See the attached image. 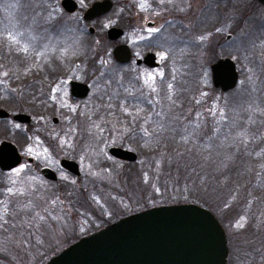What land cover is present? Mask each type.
I'll list each match as a JSON object with an SVG mask.
<instances>
[{"label": "rangeland", "instance_id": "374dc122", "mask_svg": "<svg viewBox=\"0 0 264 264\" xmlns=\"http://www.w3.org/2000/svg\"><path fill=\"white\" fill-rule=\"evenodd\" d=\"M91 1L93 0H77L79 11L75 15H67L65 11V13L62 11L60 0H56L55 9H53L54 18L46 19L48 23L51 22V19L60 20V31L65 34L66 32L70 33L69 31L72 29L81 31L84 34L87 33L86 38L84 39L83 37L84 40L79 41L82 43L80 48L82 53L76 60L80 69L74 72L73 75H68L67 79L66 77L62 79V81L66 79L65 83L70 79H77L89 84L91 88L89 95L86 99L78 102V106H76L78 109L81 108L82 119L86 116V113L90 112V110L88 112L85 111L91 109L92 104L99 98L101 90H108V86L103 84V77H107L109 82L116 84V87L119 84H124L125 86L127 83L125 75L123 76V68L118 67L112 59L115 45L123 43L125 36L120 37L116 41H111L106 37V32L111 27L124 29L123 1L115 0L116 4L113 10L99 22L86 24L82 20L81 14ZM205 4V0H193L195 8L193 12L194 24L196 23L195 26L199 25L200 30L203 28L201 26V14H203ZM259 4V2H254L253 0L239 1L241 12L239 9L238 14L242 21V27H237L234 31L232 29L233 25H228L224 30H220L214 41H212L210 55L207 54V49L204 46V39H201L203 37L202 31H199V34L197 32L198 28L195 27L193 38L191 34H187L190 35L189 39L192 38V40L202 46L197 53L193 54L192 59L188 60H193L195 67L193 77H196V80L200 82V84L196 82L198 87H206L213 101V103L205 104L201 109H198L201 112L203 111L200 116L193 115V111H195L197 106L194 104L189 105V118H199L202 120L201 122L208 121L209 123L217 121L218 117L220 118L223 114V103L221 102H224L226 97L233 95L224 96L231 90L222 92L211 85L208 63H213L217 57L230 58L236 65L238 64L239 80L236 87L239 84L240 87H238L237 91L245 88L244 81L246 80L242 81L240 79L241 71L243 73L241 78L250 79L253 75H257V78H264V8H261ZM1 5L2 29L6 32H10L12 29L16 33L26 32L24 38L30 37V39H34L36 46L41 47L40 41L44 40L45 35L35 33L33 28L34 19H30L27 11H24L19 5L13 6L10 0H2ZM231 15L239 18L236 14ZM163 17L162 15H156L153 19L155 18V21L160 23ZM89 28H93L92 33ZM227 33H232L233 36L224 43V36ZM68 35L70 36L72 33ZM9 36H15V41L17 40L14 32ZM37 36L41 40L37 39ZM185 39L187 38L182 36L179 39L177 38L175 51L172 54L174 58H177V75L179 71L185 70L190 64L178 57V54L183 53L180 48L190 45ZM215 43H224L226 47L218 46L216 51L215 47H213ZM50 44L53 45V48H51L56 50L60 49L62 45L60 41ZM236 50L239 52L236 53ZM249 51L256 62L254 64L256 68L252 71L253 73H250L247 66L248 60L246 58L250 55ZM160 53L164 63L171 64L174 62V60H171L169 53L168 57L165 53ZM53 54L51 51V55ZM177 63L175 62L176 65ZM183 75H186V71ZM2 80L3 78H0V82ZM152 89V87H148L147 90H144L147 92V97L150 95L149 93L155 95L154 92L156 90L153 91ZM67 93L68 91H66ZM7 94L5 96L4 93H0V109L10 114H28L32 117V126L41 124L40 126L44 127H35L32 133L33 137H30L31 132L27 136L28 130H26L27 126L25 124L15 123L11 118L0 119L3 123L5 122L7 127L4 128L6 131H4L3 135L8 139L7 141L13 143L22 155L33 156L37 163L49 166L54 170L60 169L58 165L60 157L69 156L67 158L74 159L79 164L81 172L79 178L76 179L59 170L57 172L59 184L56 183L57 185L46 183L34 173L37 169L32 172L29 168L30 166L24 164L5 174L4 178L6 180L15 183V195L18 198L17 202L18 200L20 202H18L16 213H14L15 211L12 213L14 215L8 217L4 213L0 214L1 253L7 255L8 251L11 256H7L15 261L41 264L44 257L42 255L53 250V256H55L60 250L66 248L82 235L88 234L93 229L97 230L103 227L107 222H113L123 216L138 212L144 209V206L195 204L208 211L212 209L218 217L220 216L224 220L231 234V241L227 237L222 224L210 211L222 226L226 240H228L232 248V264H264V252L259 254L258 259H254L250 254V247L251 249L253 247L258 249L260 245L256 244V242H250L249 235L246 233L247 227L245 228L244 224L238 220L241 214L245 216L244 221L246 224L251 221L250 218L252 217H249L247 210L254 209V205L257 204L256 199H250L248 204L243 206L244 209L240 210L241 212H237V210L235 212L234 208L231 207L233 198L230 194L213 189L210 185L211 181H209V178H213L215 182V178L219 176L218 172H212L214 164L212 159L206 161L205 159L197 158V156L195 158L190 156L189 152L163 151L160 154L152 153L150 148L144 143H150L156 128L150 126L148 135H146L147 128L146 126L144 127L145 122L142 113L134 117L130 114V110H126L130 117L128 121L132 122L136 130H138V132H134V135H136L135 139L126 138L130 131L135 129L132 127L129 130H124L125 126H127V118L123 113L122 118L117 114L108 118L100 117V122L104 124L102 130L96 136V143H94L92 140L94 139L93 136L86 135L87 128L90 127V118L78 123L79 126H72L70 123L72 119H69L63 113L34 107L32 105L33 101H30L31 99L27 98V100L23 95L15 94L12 91L7 92ZM201 94L203 95L204 93L202 92ZM161 95H163L162 92L160 93ZM149 100L151 102L153 99L149 98ZM219 102L221 106H219ZM151 108L155 109L154 107ZM31 109H33V112ZM84 112L85 114H83ZM91 113L87 117H90ZM51 116L59 118L60 121L57 125L50 122L49 118ZM148 122L151 123L153 121L148 120ZM45 129L49 132H45ZM38 132L43 133L47 139L41 141L35 137L34 133ZM51 135L57 136L58 139L57 141L54 140V142L59 143V145L56 143L53 145V154L40 144H53L50 142L52 140ZM86 136L87 138H84ZM139 136L146 137L144 138V143L142 142L141 144ZM99 139L104 140L99 142ZM79 145L83 146L79 148ZM113 146L131 150L135 154L134 148L138 149L140 156L137 154L135 162L137 165L133 163L128 166L129 162H120L110 157L107 150ZM76 149L78 150L76 151ZM206 173H208L207 183L205 178L201 179ZM214 187L216 188V185ZM58 193H60V196L61 193L62 196L66 195L64 198L67 197V199L58 197ZM250 203L251 206H249ZM202 205L207 206L209 209ZM263 212L264 210H261L259 215L256 214L255 221H253V225L259 226V229L261 228V222L264 221ZM72 214L73 218L70 216ZM241 224L243 225L242 227L238 226ZM227 247L229 250L228 244ZM19 256H24V261L17 258Z\"/></svg>", "mask_w": 264, "mask_h": 264}, {"label": "trees", "instance_id": "16d2710c", "mask_svg": "<svg viewBox=\"0 0 264 264\" xmlns=\"http://www.w3.org/2000/svg\"><path fill=\"white\" fill-rule=\"evenodd\" d=\"M10 1L13 6L19 5L20 8L27 11L30 19H34L35 33L44 34L45 38L42 42L40 41L42 46L37 47L34 39L24 38L26 32L16 33L13 29L6 32L2 29V16H0V78H3L0 82V93H4L6 96L8 95L7 92L12 91L15 94L23 95L26 99L29 98L30 101H33L34 107L49 111L53 101L59 98V94H55L56 90L52 92L54 87L51 88V85L66 77L70 71L69 68L75 62L74 60L82 53L80 50L82 43L79 41L84 40L87 33L84 34L72 29L69 31L70 33L66 32L65 34L60 31V20L51 19L50 23L46 21V19L54 18L53 9H55L56 0ZM1 2L2 0H0V10H2ZM13 32L17 36L16 41H13L12 37L9 36ZM71 33L72 35L69 36L68 34ZM37 39L40 38L37 36ZM185 40L190 45L180 48L183 53L178 54V57L190 64L185 70L178 72L177 78L174 80L177 86L175 93L161 91L163 95L160 96V92L154 98L149 97L155 102L153 100L150 102L148 97L129 99L124 92L125 86L123 84L116 87V84L109 82L107 77H103V84L108 86V90H101V94L99 93V98L92 104L90 112L84 116L83 120L90 118V127L87 128L86 135L96 137L99 134L104 124L100 122V117L108 118L117 114L122 118L123 113L127 118V126L124 130H129L132 127L135 129L130 131L126 138L135 139L134 132L136 133L138 130L132 122L128 121L130 117L126 110H130V114L134 117L142 113L145 122L144 127L147 128L146 135H148L150 126L156 128L150 143H144L146 137L139 136L141 144L143 142L152 153L179 151L189 152L190 156L195 158L197 156V158L206 161L212 159L214 161L212 172H218L219 176L215 178V182L213 178H209L210 185L213 189L230 194L233 198L231 207L234 208L235 212L236 210L241 212L240 210L244 209L243 206L247 205L250 199H256L257 204L254 205V209L247 210L249 217H252L250 218L251 221L246 224L245 216L241 214L238 220L244 224L245 228L247 227L246 233L249 235L250 242H256L260 245L258 249L254 247L251 249L250 247L249 250L253 258L258 259L259 254L264 252V221L261 222L260 229L259 226L253 225V221H255L256 214L259 215V212L264 210V78H257V75H253L250 79L241 78L243 75L241 71L240 79L246 80L244 81L245 88L237 91L240 87L239 84L234 90L224 94V96L233 95L226 97L225 101L221 102L223 103V114L220 118L218 117L217 121L209 123L208 121L201 122L202 120L199 118H189V105H196L197 108L193 111V115L200 116L203 111L198 109H201L205 104L213 103V101L206 87H198L197 83L200 84V82L196 80V77H193L195 71L193 60L188 61L202 46L192 39ZM55 41H60L62 44L58 50L52 49L53 45L50 44ZM51 51L54 53L53 55H51ZM249 54L246 58L248 60L247 66L250 73H253L256 62L250 51ZM185 71L186 75H183ZM221 103H218L219 106ZM89 113H91L90 117H87ZM148 120L153 122L147 123ZM119 123L122 125L121 122ZM5 125V122L0 120V141L2 139L8 140L3 136L4 131H6L4 128H7ZM32 125L26 128L28 130L27 136L31 132L30 137H33L32 133L35 128ZM34 135L41 141L47 139L40 132L34 133ZM52 140L51 142L54 143ZM103 140L99 139V142H103ZM134 150L140 156L139 150L135 148ZM132 164L128 163V166ZM192 169L194 168L192 167ZM194 171L196 170L194 169ZM5 174L0 171V214L4 213L9 217L14 215L12 214L14 211L16 213L20 200L17 202L15 183L6 180ZM207 175L208 173L201 177V179L205 178L206 183L208 181ZM57 195L67 199V197L64 198L66 195L62 196V193L61 196L60 193ZM204 207L208 208L207 206ZM143 208L148 207L144 206ZM209 210L222 224L231 241V234L224 220L220 216L218 217L212 209ZM70 216L73 218V214ZM262 217H264V212ZM228 245L230 252L228 264H230V260L232 264V248L229 242ZM53 252L52 250L42 255L44 257L41 264L53 256ZM7 253L10 255L8 251ZM7 255L0 252V264H34L15 261ZM23 257L17 258L24 261Z\"/></svg>", "mask_w": 264, "mask_h": 264}, {"label": "water", "instance_id": "95a60500", "mask_svg": "<svg viewBox=\"0 0 264 264\" xmlns=\"http://www.w3.org/2000/svg\"><path fill=\"white\" fill-rule=\"evenodd\" d=\"M264 6V0H256ZM61 8L72 14L77 9L74 0H61ZM112 7L110 0L95 2L85 12L83 18L92 20L107 13ZM93 32V29H90ZM123 31L112 27L106 37L116 41ZM119 63L130 59L129 49L117 45L112 52ZM149 54L144 63L150 65ZM238 70L235 62L224 58L211 65V82L213 87L222 92L234 89L238 82ZM70 94L84 99L88 96L86 84L71 81ZM9 117V113L0 109V119ZM19 124H28L31 117L24 113L13 115ZM110 156L125 162H135L137 155L118 147H110ZM21 156L14 144L0 142V171L9 172L21 163ZM60 166L69 173L79 176L76 162L60 160ZM40 174L51 181L56 174L47 167L39 170ZM229 250L226 235L215 216L205 208L195 204H172L151 207L127 215L114 223L82 237L45 264H227Z\"/></svg>", "mask_w": 264, "mask_h": 264}, {"label": "flooded vegetation", "instance_id": "af4514ba", "mask_svg": "<svg viewBox=\"0 0 264 264\" xmlns=\"http://www.w3.org/2000/svg\"><path fill=\"white\" fill-rule=\"evenodd\" d=\"M74 1L77 4L76 11L73 12L72 14H68L67 12L65 13L64 10L62 9V11L65 14L67 15L77 14V12L79 11V4L77 0H74ZM100 1H103V0H93L86 8H84L81 14V18L86 24H91L92 22H99V20H101L103 17L108 15L113 10L114 5L116 4L115 0H110L112 2V7L107 13H104L103 15H99L89 21L84 20L83 16L85 12L91 7L93 3L100 2ZM122 1H123L122 16H123V25H124V29L122 30L123 31L122 36L123 37L125 36V40L123 43H118V44H123L129 49L130 59L125 63H119L115 61L113 58V55H112V59L115 62V64L118 65V67L123 68V76L125 75V80L127 82L125 85L124 92L128 96L129 99L147 98L146 96L147 92L144 90H147L148 87H152L156 90L154 92L155 95H152L151 93H149L150 95H148V97H153V96L156 97L161 91H165L166 93L167 92L175 93L177 86L174 80L175 78H177L176 72L178 71V67H177L178 63L176 61L177 58H174L172 54L175 51L176 40L177 38L179 39L180 36H182L183 38L189 39L190 35H187V34H191L193 38L194 29L195 27L198 28L197 32L200 34V32L202 31L201 33H203V37H204V46L207 49L206 50L207 54L210 55L209 52H210V47L212 46V41H214L217 33H219L217 29L224 30L228 25L229 26L233 25L232 29L235 31L237 27L238 28L242 27V21L238 14L239 9L241 12V8L239 6V1L241 0H205L206 4L204 6L203 14H201L202 15L201 17L202 25L201 26L203 27L202 30H200L199 25L195 26L196 23L194 24L195 20L193 18V12L195 8L193 5V0H172L171 3L167 2V0H164V2H161V0H122ZM253 1L256 2V0H253ZM259 5L261 6V8H264L263 5L261 4ZM231 14H236L239 16V18L234 17ZM156 15L164 16L160 23H158V21H155V18L153 19V17ZM228 17H231V18H228ZM93 28H89V31L90 29H93ZM150 29H157V31H150ZM232 36H233L232 33L225 34L223 42L226 43L228 40L231 39ZM224 43H215L213 44V47H215L217 51L218 46L219 47L225 46ZM160 52L165 53L167 57L169 53L170 58H172L171 60H174V62H172L171 64L164 63L161 58L162 56ZM235 52L238 53L239 51L236 50ZM149 54L154 55L153 58L149 59L150 65L144 63V58ZM224 58L226 57H217V59H215L213 63H215L216 61L220 59H224ZM74 61L75 62L69 68L70 71L67 73L66 79L68 75H73L74 72L80 69L78 61L76 59ZM175 62L177 63V65L175 64ZM213 63H210V62L208 63L210 82H211V65ZM238 74H239V70H238ZM65 80L64 81L59 80L57 81V83H54L53 85H51V88L54 87V89H52V92H55L56 90L55 94L58 93L59 98L56 101H53L50 109L52 112L58 111L59 113H63V115H66V117H68L69 119L71 118L72 120H70V123L72 124V126H79L78 123L84 121L83 119L85 117L83 119L81 118V113H82L81 108L78 109L76 108V106H78L77 105L78 102L86 98L80 99L77 97H73L70 94V84L69 83L71 81H76V82L86 84L89 89L88 95L90 93L91 88L89 84L82 82V81H78L77 79H70L67 81V83H65ZM238 80H239V77H238ZM169 84L172 85L171 89H169L168 87ZM211 85H212V82H211ZM217 89L219 88H216V90ZM66 91H68L67 94H66ZM89 110L90 109L86 110L85 112H88ZM31 111L33 112V109H31ZM85 112L83 114H85ZM49 119H50V122H52L55 125H57L60 121L57 116H51ZM31 122H32V117H31L30 123L25 124V125L28 127L32 125ZM35 125L34 127L44 128L43 126H40L41 124H39V126L38 125L35 126ZM45 132H49V131L46 130ZM51 136L53 137V141L54 140L57 141L58 139L57 136H53V135ZM84 138H87V136ZM93 138L94 139L92 140L94 141V143H96L95 142L96 137L93 136ZM55 143L56 142H54L53 144H50V143L49 144L43 143L44 145L42 143L40 144L42 146H45L47 149H49L50 153L53 154V151H54L53 145ZM56 144L59 145L58 142ZM82 146L79 145V148H81ZM113 147H118V146H113ZM118 148H122V147H118ZM77 150L78 149H76V151ZM18 152L22 159L20 165L24 164V165L30 166L29 168L31 169L32 172H34L37 169V171L34 173L40 176L48 184H51V185H55L56 183L59 184L58 174H57L59 170L65 172L69 176H72L76 179L79 178V176H74L73 174L69 173V171H67L66 169L60 166V160L62 159L74 161V159L67 158L69 156L60 157V159L58 160V165L60 169L54 170L50 168L49 166H45V165L37 163L36 159L33 156L22 155V153H20L19 150ZM115 160H118V159H115ZM120 162H124V161H120ZM77 165L79 167L78 163ZM42 167L50 168L56 174L57 179L55 181H51V180L44 178L39 172V170ZM79 171H80V168H79ZM3 173H8V172H3ZM110 223H112V221L107 222V224H105L103 227L109 225ZM101 228L97 230L93 229L86 235L94 233L100 230ZM81 237H83V235ZM81 237H79L78 239H80Z\"/></svg>", "mask_w": 264, "mask_h": 264}, {"label": "snow or ice", "instance_id": "6c2138e0", "mask_svg": "<svg viewBox=\"0 0 264 264\" xmlns=\"http://www.w3.org/2000/svg\"><path fill=\"white\" fill-rule=\"evenodd\" d=\"M161 2H164V0H161ZM167 2L171 3L172 0H167ZM150 31H157V29H150ZM217 31H220V29H217ZM201 39H204V37H201ZM12 40L15 41V36H12ZM161 58L163 59V57H161ZM168 87H169V89H171L172 88V85L169 84ZM153 91H155L154 88H153ZM238 226L242 227L243 225L241 224V225H238Z\"/></svg>", "mask_w": 264, "mask_h": 264}]
</instances>
